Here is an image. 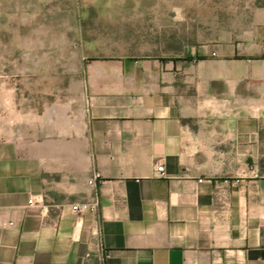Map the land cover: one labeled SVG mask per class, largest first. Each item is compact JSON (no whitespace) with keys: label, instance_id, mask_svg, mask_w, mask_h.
Returning a JSON list of instances; mask_svg holds the SVG:
<instances>
[{"label":"crops","instance_id":"1","mask_svg":"<svg viewBox=\"0 0 264 264\" xmlns=\"http://www.w3.org/2000/svg\"><path fill=\"white\" fill-rule=\"evenodd\" d=\"M231 28L40 111L0 87V264H264V5Z\"/></svg>","mask_w":264,"mask_h":264},{"label":"rangeland","instance_id":"2","mask_svg":"<svg viewBox=\"0 0 264 264\" xmlns=\"http://www.w3.org/2000/svg\"><path fill=\"white\" fill-rule=\"evenodd\" d=\"M264 0H2L0 87L21 106L70 98L97 58H172ZM12 90V93H10Z\"/></svg>","mask_w":264,"mask_h":264},{"label":"built area","instance_id":"3","mask_svg":"<svg viewBox=\"0 0 264 264\" xmlns=\"http://www.w3.org/2000/svg\"><path fill=\"white\" fill-rule=\"evenodd\" d=\"M157 171L161 176H165L166 173L165 165L163 163L160 164L157 167ZM99 180H100V175L96 174L94 178L91 181H89V185L91 187H96L98 185ZM99 208H100V200L97 197L91 203H81V204L72 205L73 211L79 216H82L83 214L88 212H93V213L98 212Z\"/></svg>","mask_w":264,"mask_h":264}]
</instances>
